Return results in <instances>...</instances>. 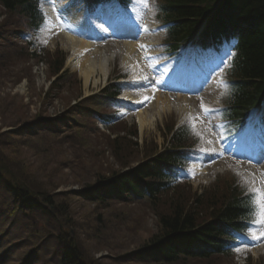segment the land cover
<instances>
[{"label": "rangeland", "instance_id": "obj_1", "mask_svg": "<svg viewBox=\"0 0 264 264\" xmlns=\"http://www.w3.org/2000/svg\"><path fill=\"white\" fill-rule=\"evenodd\" d=\"M73 2L82 8L78 17L74 14H69L70 17L61 15V9L67 8V0H41V7L46 13L48 23L44 30L34 37V41L44 47L45 52L54 53L57 49L65 51L66 62H72L67 65V69L78 77L77 80L67 75L63 79L60 85L68 80L70 81L67 83L68 89L56 87L55 90L53 83L55 79L48 66L50 58L47 54L42 53L45 54L42 57L44 59L42 67L39 59L32 58V52L26 50L27 47L22 44L20 34L25 31L24 20L16 16H6L0 10V65L3 66L0 76L5 77L4 81H0V107L9 103L8 108L6 106L4 109L0 108V119L11 113L7 109L12 110L21 105L27 109L28 120H37L38 117L49 120L55 116L67 120L66 127L60 134L44 131L27 138L22 135L23 140L17 142L6 138L5 143L8 147L0 148L2 163L9 164L15 171L14 176L18 178L22 173V177L25 176L26 182L32 187L33 185L39 187L42 184L39 188L44 189L49 194L48 197L52 198V203L46 206L55 207L53 215L48 208H42L45 206H41L40 209L38 204L31 215L18 216L14 215V210L9 204L11 200L2 197L6 202H0V246H3L5 252L0 253L4 258L0 264H58L62 253H57V246L62 245L60 241L65 240L71 233L70 238L76 242L75 248H78L80 255L88 264L91 262L141 264L133 259L131 254L160 231L158 214L164 213L170 207L168 203L180 200L187 206L186 213L194 209L202 217H206L210 208L220 202L223 183H231L228 179H235V175L239 173L242 182H248L253 186L255 178L252 179L251 176L254 171L256 175L261 177L262 174L264 177V162L252 164L227 154L223 157L217 155L213 157L202 153V156L193 157L191 170L188 171L191 183L180 187L175 194L165 195L169 198L165 199L163 196L156 205L147 201L117 204L112 200L106 201L107 205L97 204L87 197L75 194L87 186L94 185L99 175L108 177L168 150L171 138L169 130L174 126L179 127V124L190 118L192 122L195 121L197 131L203 133L202 146L209 152L213 147L219 150L223 142L218 131L211 130L210 127L218 124L216 115L208 118L200 112L203 111L202 104H211L216 99V91L206 92L204 100L194 99L192 104V99L185 98L190 103L183 105L179 95L153 87L151 91L156 92L155 96L158 92L162 94L159 104L156 103L157 98L145 100L140 97L138 109H125L120 113V116H125L128 121L118 125L117 130L108 131L101 128L93 115H111L114 110L107 107V99L100 93L105 87L115 84V78L124 74L122 71L126 72L127 66L124 64L128 61L124 63L122 60L125 56L123 43L100 44L88 37L90 31L86 28L87 17L83 11L86 9V2L85 0ZM135 10L145 12L140 2ZM72 20L75 27L77 25L85 28L83 32L85 37L100 50L99 53L105 52L112 57L109 75L104 78L98 73L97 77L94 76L90 80L88 87L85 86L84 75L80 72V60L84 56L77 51L80 59L75 58L70 46L66 45L68 40L65 36L68 35ZM145 25L148 32L144 39L154 38L151 33L152 25H149V22ZM71 27L78 32L73 25ZM92 32L95 34V31ZM57 53L61 52L53 54L56 59ZM95 54L93 49L88 55H92L90 59L99 63L100 55ZM141 61L140 73L144 79L150 71L149 61L144 59ZM156 61L158 60H152ZM36 67L42 71L35 72ZM129 72H132L130 68L127 69L126 79L121 81L124 82L123 95L148 94L145 88L130 89L137 79ZM95 80L97 85L94 83ZM93 95L98 96L79 105L86 97ZM165 101H169L171 105L169 112L161 108ZM76 104L77 106H73ZM190 107L193 115H187V112L191 111ZM139 109L140 113L148 117L149 125L141 126ZM72 110L74 112L68 116ZM7 123L0 120V130L4 129ZM208 140L212 141L211 145L207 143ZM236 145L237 151L240 143L237 142ZM217 181L218 185L215 187ZM68 229L72 230L70 234ZM256 233L261 232L256 230ZM248 241L250 244H241L239 258L214 256L211 260L193 259L179 264H264V237L256 240L248 236ZM15 246L21 249L14 252Z\"/></svg>", "mask_w": 264, "mask_h": 264}, {"label": "trees", "instance_id": "obj_2", "mask_svg": "<svg viewBox=\"0 0 264 264\" xmlns=\"http://www.w3.org/2000/svg\"><path fill=\"white\" fill-rule=\"evenodd\" d=\"M206 1L165 0L163 9L167 13L179 16L178 22L183 23L182 26L173 29L174 39L191 35V31L198 24V18L190 19L189 17H194L197 10H201L202 14L207 13V10L212 6L209 7L210 4H204ZM225 3L226 1L217 17L222 18L224 22L227 21L231 26L226 28L227 31H235L236 19L232 16V9L235 6L241 10L240 17L253 12L252 15L259 18L262 23L261 27H253L252 31L249 30L248 26L245 30L246 33L240 34L241 45L233 74L241 80L230 99L231 103L233 102L232 109L240 110V108L250 104L252 97L260 96L264 91V80L261 79L264 78V0H232V3L235 4L233 7L232 3ZM190 4L194 6L189 8ZM200 4L201 7L199 8ZM176 5L177 8L174 7ZM0 7L5 9L10 17L15 15L28 20L29 28L32 30L38 28L42 22L35 0H0ZM230 7L231 10H229ZM185 9L188 13L185 12ZM243 19L245 18H241V20ZM54 63L55 68H52L51 74L56 76L62 68L63 62L54 61ZM253 89L257 91L254 92ZM116 93H118V88L115 87L110 94L115 95ZM5 106L8 108L9 103ZM4 107L0 108L4 109ZM7 110H10L11 113L7 117L1 118V121L8 122L6 125H16L19 121H27V109L25 107L20 105L12 110ZM108 123L105 121V124ZM25 136L31 137L33 135L29 133ZM186 137V128L175 133L176 139L185 141ZM6 138L14 142L23 140V137L18 134L5 133L4 136H0V142L5 143ZM0 162V193L8 196L7 199H10L13 205H18V208L24 207V210L30 208V206L25 205V202L28 203L25 195L30 194L34 195V198L35 196L38 197L46 204L52 203V198L48 197L49 194L44 189L39 188L42 184L39 187L33 184V187L28 185L25 176L22 177V173L17 178L9 164L2 163L1 157ZM175 162V153L169 151L146 161V164L144 162L141 166L130 170L129 173L119 171V173L108 177L99 175L96 183L93 186H87L81 195L97 204L107 205L108 202L106 201L109 200L120 203L121 201L128 202L149 198L151 203L156 205L163 195L176 190L175 187H172L175 184ZM229 188L231 192L227 191L220 202L218 201L211 207L214 209L210 210L206 217H202L194 209L186 213L188 211L187 206L180 200L168 203L170 207L164 213L158 214L160 231L143 247L131 254L133 259L135 258L144 264H179V262L187 260H211L214 256L232 254L226 245L233 239L232 233L234 231L245 230L248 221L253 216V209L249 198L243 192L242 195L239 189L233 185ZM97 190H101V195L107 196L106 198L109 200L103 199L102 196L97 200L92 199V192L97 195ZM35 207L36 204H33L32 209ZM60 242L62 245H58L57 253L61 252L62 254L58 264H88L80 255L78 248H75L76 242L70 236Z\"/></svg>", "mask_w": 264, "mask_h": 264}, {"label": "bare ground", "instance_id": "obj_3", "mask_svg": "<svg viewBox=\"0 0 264 264\" xmlns=\"http://www.w3.org/2000/svg\"><path fill=\"white\" fill-rule=\"evenodd\" d=\"M221 0H207L204 4L208 5L210 4L209 7L212 6V10L213 8L215 7V5L220 2ZM226 1V3H232V0H224ZM202 4V1L200 2ZM225 3V4H226ZM201 4L198 6L199 8L201 7ZM232 7L235 6L234 3L231 4ZM238 5V4H237ZM67 6H69V9L70 10H73L75 12V16L77 17L79 15V6L77 5H73L72 4V0H69L68 3H67ZM175 8H177L178 6H174ZM180 8V7H179ZM183 8V7H181ZM184 9V8H183ZM234 9V10H233ZM232 9V13H233V18L234 19H241V18H245L243 20L247 21L248 23V26H249V30L252 31L253 27H261L260 25H262L261 23V20L257 17H255L254 15H252L253 12L249 13V15H245L244 17H240L239 13H241V10H239L238 6H235V8L233 7ZM70 10H67L65 13H68ZM229 10H231V7L229 8ZM185 12H187V10L185 9ZM188 13V12H187ZM207 13H204L202 14V11L201 10H197L196 12V15H194V17H189L190 19H195V18H198V19H201L202 17H204ZM244 15V14H243ZM66 39L68 40L66 45L70 46V51H72V53L75 55L74 57L76 58L77 57V54L76 52L79 51V53H86L87 51H90L91 50V45L89 43L86 42L85 39H76L74 36L70 35L68 37H66ZM124 48V52H125V56L123 57L122 60H125V59H128V57L135 52L136 48L134 47V45H131V44H125V46L123 47ZM95 52H96V56L97 55H100L99 57V63H96V61H93L91 60L90 58H92L94 56L92 55H86L84 56V58L82 60H80V72L84 75V78H85V82L84 84L86 85V87H88L90 84V80H92V78L95 76L97 77L98 73H100L102 76H104V78H106L109 73H110V62L112 61V57L111 56H108L105 52H102V53H99L100 50H97V48L95 47L94 48ZM97 58V57H95ZM135 62V61H134ZM137 62H140V60H136V64ZM262 80H264V78H261ZM260 79V80H261ZM95 85H97V81L95 80L94 81ZM22 90H24L22 88ZM254 92L257 91L256 89H253ZM119 99H123L124 101H126V103L128 102L129 104H133V105H137L138 102H139V95L136 96V97H132L131 95H128L127 97H124V96H121L119 97ZM159 101H161V96L158 97L156 99V103L159 104ZM169 101H165L163 102V107L161 106V108L165 111V112H169L168 110H170V107L171 105L168 103ZM186 101L183 100V105H186ZM160 108V109H161ZM182 109V108H180ZM139 119H140V123H141V126L144 127L145 125H149L150 124V121L148 119V117H146L143 113H139ZM144 125V126H143ZM256 138L254 136H252V138L250 139V141L252 142V140H255ZM261 140V139H259ZM262 141V140H261ZM15 197V196H14ZM25 199H27L28 203L25 202V205L26 206H30V208H27V213L29 215H31V212L32 211H35L32 209V206L33 204H36L38 205L39 204V207L41 206H46L47 204L44 203L42 200H39L38 197L35 196V199L34 198V195L30 194V195H25ZM18 205H14V209H22L24 210V207H17ZM25 210V211H26ZM19 211V210H18ZM69 234L72 232V230H69ZM72 235V233H71Z\"/></svg>", "mask_w": 264, "mask_h": 264}, {"label": "snow or ice", "instance_id": "obj_4", "mask_svg": "<svg viewBox=\"0 0 264 264\" xmlns=\"http://www.w3.org/2000/svg\"><path fill=\"white\" fill-rule=\"evenodd\" d=\"M130 5H133V0H129ZM134 6V5H133ZM147 6V5H145ZM67 22V21H64ZM104 31H107V29H104ZM153 31H159V29H153ZM144 45H141V48H144ZM233 55L232 51L230 50L228 52V54L222 59L221 61V71L223 70L224 67L228 66L229 63V59L230 57ZM155 85V80H149L148 77H144V83L142 85V87L144 88H151ZM227 87V86H225ZM148 97H145V100H147ZM201 107H204L203 104L201 105ZM220 111V109H208L205 108L204 112H205V116H207L208 118H211L212 116L216 115L218 112ZM191 132L194 133L197 137L200 138L201 141H203L204 139V135L202 132L200 131H196V125H195V121L192 122L191 124ZM209 145L212 144L211 140H208L207 142ZM225 148H227V145H225ZM200 152L204 153L205 155H212L213 157H215L216 155H223V152L219 151L218 149H216L215 147L212 148L211 152L208 151V149L201 147L199 149ZM237 175H240L239 173H237ZM256 193H257V197L258 199H256L254 201L255 205L258 208V211H256V209H253L254 215H257L259 218L255 220L256 224H260V225H264V191L259 190V189H255ZM247 235H250L251 238L256 239V240H260L262 237H264V232H261L259 234H257L256 232L252 231L249 232ZM246 239L245 237L242 236H237L236 240L240 241L241 243H243V240ZM237 252L240 251V247L238 246L235 249Z\"/></svg>", "mask_w": 264, "mask_h": 264}]
</instances>
